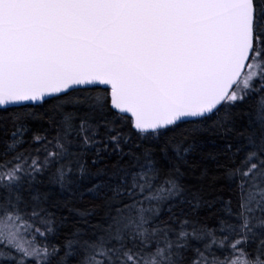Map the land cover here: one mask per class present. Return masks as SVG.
I'll list each match as a JSON object with an SVG mask.
<instances>
[{
  "label": "snow or ice",
  "instance_id": "1",
  "mask_svg": "<svg viewBox=\"0 0 264 264\" xmlns=\"http://www.w3.org/2000/svg\"><path fill=\"white\" fill-rule=\"evenodd\" d=\"M0 264H264V0H0Z\"/></svg>",
  "mask_w": 264,
  "mask_h": 264
}]
</instances>
